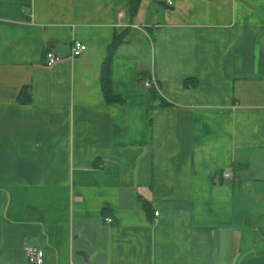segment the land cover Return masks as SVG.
Here are the masks:
<instances>
[{
	"label": "crops",
	"instance_id": "obj_1",
	"mask_svg": "<svg viewBox=\"0 0 264 264\" xmlns=\"http://www.w3.org/2000/svg\"><path fill=\"white\" fill-rule=\"evenodd\" d=\"M28 244L43 264H264V0H0V264Z\"/></svg>",
	"mask_w": 264,
	"mask_h": 264
},
{
	"label": "built area",
	"instance_id": "obj_2",
	"mask_svg": "<svg viewBox=\"0 0 264 264\" xmlns=\"http://www.w3.org/2000/svg\"><path fill=\"white\" fill-rule=\"evenodd\" d=\"M86 49H87V43L85 41L79 38L73 39L72 48H71L73 56L81 55ZM46 57H47V63L50 65L56 63L61 59V55H59L53 50L47 51ZM153 84H154L153 77L146 78L144 80V85L146 87H151ZM222 174L225 177H229L231 176V171H224ZM156 213L158 214V211H156ZM26 250L31 264H43V253L38 246L28 244L26 245Z\"/></svg>",
	"mask_w": 264,
	"mask_h": 264
},
{
	"label": "trees",
	"instance_id": "obj_3",
	"mask_svg": "<svg viewBox=\"0 0 264 264\" xmlns=\"http://www.w3.org/2000/svg\"><path fill=\"white\" fill-rule=\"evenodd\" d=\"M128 8L130 10L131 16H134L139 8L140 0H127ZM124 35V34H123ZM123 35H116L112 43L110 44L108 48V54L106 57V60L104 62V75H103V87L107 96V99L110 102L121 100L120 97H118L113 92L112 88V77H111V65H112V58L117 50V47L119 44L123 41Z\"/></svg>",
	"mask_w": 264,
	"mask_h": 264
}]
</instances>
